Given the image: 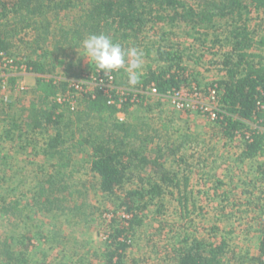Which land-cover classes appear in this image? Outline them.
<instances>
[{"label": "rangeland", "instance_id": "1", "mask_svg": "<svg viewBox=\"0 0 264 264\" xmlns=\"http://www.w3.org/2000/svg\"><path fill=\"white\" fill-rule=\"evenodd\" d=\"M59 1H63V6L70 5L62 9L58 19H55L57 10L52 9L54 6L38 17L39 31L34 28L22 30L26 16L20 18V15L8 14L4 21L10 29L18 31L10 57L26 63L40 59L46 52L51 53L50 58L54 61L64 60L53 77L71 84L81 75L97 70L80 56L83 55L80 47L82 41H71L72 29L76 26L73 20L80 15L86 0ZM243 22L255 33V40L264 37L262 12L248 6L243 10V21L238 25ZM236 25L231 18L216 19L208 31L191 29L182 23L157 24L153 31L145 33L141 49L144 51L152 43L181 46L185 51L186 65L190 71H194L191 80L196 82L186 90L198 89L205 95L209 84L224 77L222 62L230 50L227 45L229 32ZM162 32L167 34V40L161 37ZM142 53L140 73H145L149 66L156 67L153 63L155 55L149 57ZM189 55L194 58L188 59ZM122 69L126 71V68ZM33 74L21 71L12 73L17 86L27 90H8V102L0 99V177L7 175L1 184L5 190L10 189L9 194L15 195L11 197L17 198L22 191L29 190L36 194L40 182L49 181V177L53 176L52 186L55 189L60 187V190H55L50 198L58 203L52 212H48L41 205L45 199H39L40 202L32 197L20 199L25 209L29 203L28 210L20 220L13 218V223L0 214V236L18 235L30 230L33 234L28 235L32 237L39 233L37 238H33L28 253L32 264H104L110 221L114 212L125 217L123 210H118L116 204L99 192V178L91 172L86 153L76 154L73 166L60 173L53 166L58 160L45 154L47 137L54 130H32L37 110L31 109L30 105L35 103L38 109L46 108L33 89L40 75ZM28 75L32 77L28 78ZM127 77L118 78L115 87L121 92H142L134 86H123L128 83ZM144 94V101L140 104L137 101L130 115H124L123 119L135 125L138 121L134 122L132 117H140L145 131L142 132L143 142L136 145L145 146V155L159 157L168 168L178 172L180 178L189 175V210L184 212L175 199L165 202L166 214L163 216L154 212V207L151 208L143 226L133 236L127 264H174L176 259L172 249L183 248L185 244L181 241L186 237L190 239L189 244L194 239H206L214 244L226 240L230 246V252L224 256L228 264H258L250 259L260 255V244L264 239V155L245 162L238 161L241 140L225 138L210 117L198 111H179L172 97H160L149 90ZM190 101L194 103L195 99L191 98ZM80 109L78 103L75 112L66 108L61 112L73 119V130L83 127L86 132L91 131L96 139H103L106 130H101L95 121L78 122L82 119L76 113ZM165 124L168 130L162 127ZM250 127L253 129L256 125ZM12 138L15 141L10 140ZM150 171L148 169L147 174ZM134 181L136 183L139 178ZM16 222L19 228L14 226ZM13 245L18 247L15 243ZM232 252L243 259L234 258Z\"/></svg>", "mask_w": 264, "mask_h": 264}, {"label": "trees", "instance_id": "2", "mask_svg": "<svg viewBox=\"0 0 264 264\" xmlns=\"http://www.w3.org/2000/svg\"><path fill=\"white\" fill-rule=\"evenodd\" d=\"M61 3L63 1L59 0H0V54L10 55L14 38L18 36V31L10 29L4 21L8 14L20 15V18L26 16L22 30L34 28L39 31L41 28L37 26V18L54 6L52 9L57 10L55 19H58L62 9L70 5L63 6ZM248 6L264 14V0H86L80 15L73 20L76 26L72 29L71 41L80 42L89 35L105 34L124 50L136 48L149 57L155 55L153 63L156 67L149 66L145 73H140V82L134 86L142 92H123L127 100L122 103V108L118 107L121 99V91L118 89L113 90L111 96L97 88L94 94H83L79 97L81 109L76 113L82 116V119L78 122L95 121L101 130H106L103 139H96L91 131L86 132L83 127H75L77 129L73 130L75 122L61 112L64 108L70 112L71 109L66 104L58 103L56 98L59 94L72 90L68 87L70 83L53 77L63 65V59L54 61L50 58L51 53L46 52L42 59L24 63L32 73L40 75L36 92L46 108L38 109L35 103L32 105V109L37 110L32 121V130H54L45 143V154L58 160L53 166L59 173L63 172L73 166L76 154L86 153L91 172L99 178V192L111 203L116 204L118 210H123L125 217H120L118 212H114L110 221L111 231L106 241L104 264H127L133 236L143 226L151 208L154 207V212L163 216L166 214L165 202L175 199L184 212L189 210V175L180 178L179 173L168 168L159 157L151 158L145 155V146L136 145L143 142L142 132L145 131L140 117H132L134 122L138 121L134 125L130 121L121 122L117 116L119 112L130 115V110L136 103L132 102V99L136 95L137 103L140 104L146 97L144 93L150 87L154 86L158 95L163 97L182 88L188 89L192 83H196L191 80L194 71H190L186 65L185 51L181 46L152 43V46L145 47L143 51L141 48L146 38L145 33L148 30L153 31L157 24L165 23H182L191 29L208 31L218 18H231L238 25L243 21V10ZM237 25L229 32L227 45L230 50L224 55L221 69L224 77L209 84L204 93L207 95L209 88L218 86V100L223 111L220 115L223 119L214 122L219 126V133L230 141L237 140L238 134L242 136L238 161L245 162L264 155V133L258 128L250 127L256 125L264 129V111L259 109V104H264V37L255 40V33L247 23ZM46 29L49 31V28ZM166 36L167 34L162 32L161 37L167 40ZM189 58L194 57L189 55ZM114 75L116 80L128 76L124 69L114 72ZM12 82L15 83V79H12ZM123 86L130 85L126 83ZM112 100L115 101L114 104L111 103ZM162 127L169 129L166 124ZM246 132L251 134L249 139L246 138ZM10 140L15 141L14 138ZM21 148H24V145H21ZM180 149L182 150L183 146ZM181 161L185 162L184 159ZM148 169L151 171L147 174ZM6 177V174L0 177V214L9 223L13 218L20 220L30 206L27 203L26 209L23 208L20 199H45L41 205L48 212H52L57 206L58 201L50 198L55 190H60V187L55 189L52 186L53 176L49 177V181L40 182L36 194L29 190L22 191L17 198L11 197L15 195L9 194L10 189L5 190L2 186L1 182ZM135 178H139L138 183H135ZM14 226L19 228L17 222ZM30 231L0 236V262L32 264L28 253L33 238L40 234L32 237L28 235L33 234ZM189 240L186 237L181 241L185 244L183 248L173 247L172 252L176 259L174 264H228L224 258L230 252L226 240L218 244L209 243L206 239H194L189 244ZM14 243L18 247L13 245ZM232 255L238 260L243 259L237 253L232 252ZM263 258L264 239L260 244V255L250 260L264 264Z\"/></svg>", "mask_w": 264, "mask_h": 264}, {"label": "built area", "instance_id": "3", "mask_svg": "<svg viewBox=\"0 0 264 264\" xmlns=\"http://www.w3.org/2000/svg\"><path fill=\"white\" fill-rule=\"evenodd\" d=\"M22 63V62H21ZM23 72L24 74L32 73L27 66L22 63L19 64L15 59L10 57L5 53L0 54V99L8 102L9 98L6 96V92L8 90L14 89L16 91H26L27 89L24 87H18L16 83L11 81L12 73ZM117 72V71H115ZM116 77L114 72H112L109 76L105 75L103 72L98 73L97 71L88 74L85 73L81 75V77L69 85L70 90L66 94H59L56 98L57 102L60 104H66V106L70 107L71 111L75 112L78 109V99L83 94H94V91L99 88L105 94L111 96V92L116 90L115 87ZM187 88H182L175 93L168 95L167 97H172L174 99V105L178 110H189L191 112L198 111L201 112L208 117H210L213 121H217L219 119H223V116L220 114L223 111L220 109V104L218 100L219 89L218 86L215 85L208 89V94L203 95V93L198 89L186 90ZM120 91V90H119ZM151 94L158 95L157 89L153 86L149 88ZM125 93L121 92L120 102L118 104L119 108H122V103L127 99L124 96ZM191 98L195 99V102L192 103L190 101ZM205 98V99H204ZM208 101L207 103L204 102ZM136 95L132 102H137ZM112 104L115 103L114 100L111 101ZM259 109L264 111V104H259ZM124 112L118 113V119L122 122L124 121L123 116ZM260 129L262 133H264V129L259 128L258 126L255 129ZM250 132H246V138L249 139ZM237 139L242 140V136L238 134ZM264 260V258H263Z\"/></svg>", "mask_w": 264, "mask_h": 264}, {"label": "clouds", "instance_id": "4", "mask_svg": "<svg viewBox=\"0 0 264 264\" xmlns=\"http://www.w3.org/2000/svg\"><path fill=\"white\" fill-rule=\"evenodd\" d=\"M80 47L83 49V55L80 56L86 58L98 73L109 76L112 72L126 68L129 85L135 86L140 82L143 53L136 48L124 50L105 34L89 35L80 43Z\"/></svg>", "mask_w": 264, "mask_h": 264}, {"label": "crops", "instance_id": "5", "mask_svg": "<svg viewBox=\"0 0 264 264\" xmlns=\"http://www.w3.org/2000/svg\"><path fill=\"white\" fill-rule=\"evenodd\" d=\"M33 75H34V74H33ZM28 76H29L28 78L32 77L31 75H28ZM34 76H35V75H34ZM34 78H35V77H34ZM33 89H35V90H36V87L34 86V88H33ZM37 98H39V99H40V97H38V95H37ZM32 105H33V104H31V105H30V108H31V109H32ZM37 107H38V106H37ZM118 120H119V119H118ZM260 157H261V156H260ZM257 158H258V157H257ZM255 159H256V158H255Z\"/></svg>", "mask_w": 264, "mask_h": 264}]
</instances>
